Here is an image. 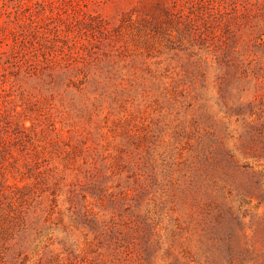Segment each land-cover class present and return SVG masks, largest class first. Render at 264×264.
<instances>
[{
  "label": "rangeland",
  "instance_id": "1",
  "mask_svg": "<svg viewBox=\"0 0 264 264\" xmlns=\"http://www.w3.org/2000/svg\"><path fill=\"white\" fill-rule=\"evenodd\" d=\"M127 8L0 36V264L259 262L264 41L164 38Z\"/></svg>",
  "mask_w": 264,
  "mask_h": 264
},
{
  "label": "trees",
  "instance_id": "2",
  "mask_svg": "<svg viewBox=\"0 0 264 264\" xmlns=\"http://www.w3.org/2000/svg\"><path fill=\"white\" fill-rule=\"evenodd\" d=\"M91 1L94 0H0V36L6 37L8 32L15 42L24 33H38L43 28L42 22L52 16L54 9L67 12L66 15L75 22L79 21L78 11H82L83 19L91 20L87 12V4ZM117 1L128 6L121 13L120 22L136 23L142 30L164 38L182 37L207 47L222 46L225 51L234 43L264 41V0ZM8 22L14 25L9 26ZM20 125L22 130L27 128ZM260 258L257 262L244 252L226 251L221 259L226 264H233V259L240 264H264V252Z\"/></svg>",
  "mask_w": 264,
  "mask_h": 264
}]
</instances>
